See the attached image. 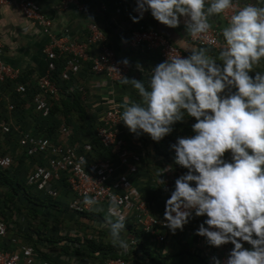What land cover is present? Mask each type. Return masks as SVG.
Returning <instances> with one entry per match:
<instances>
[{
  "label": "clouds",
  "instance_id": "1",
  "mask_svg": "<svg viewBox=\"0 0 264 264\" xmlns=\"http://www.w3.org/2000/svg\"><path fill=\"white\" fill-rule=\"evenodd\" d=\"M236 4L137 0L139 16L133 21L150 11L157 21L176 28L183 18L190 37L206 34L211 18L234 10L222 30L218 58L204 47H191L187 56L173 48L151 70L147 84L126 77L123 83H131L141 101L128 104L125 97L121 119L132 133H147L159 142L177 122L195 118L194 134L172 145L176 163L188 171L175 181L164 223L175 233L193 214L206 217L197 234L210 246L234 245L225 261L213 258L215 264H264V71L254 70L264 61V0ZM122 62L130 63L127 58ZM110 212L115 217L108 221L112 241L126 252L130 243L121 236L126 216L115 200Z\"/></svg>",
  "mask_w": 264,
  "mask_h": 264
},
{
  "label": "built area",
  "instance_id": "2",
  "mask_svg": "<svg viewBox=\"0 0 264 264\" xmlns=\"http://www.w3.org/2000/svg\"><path fill=\"white\" fill-rule=\"evenodd\" d=\"M14 2L0 0V7ZM18 5L26 19L47 35L49 43L44 48V54L53 62L41 77H25L21 69L5 62L4 45L0 39V133L5 137L0 140V170L12 175L22 173L20 179L27 187H36L37 192L52 197L54 201L61 193L67 194V217L77 219L78 216L87 220V225L90 220L93 222V233L88 239L97 238L100 220L108 223L109 219L115 218L110 212L115 200L118 211L126 216L125 235L130 233L127 225H132L134 231H139L143 237L153 236L158 243H165V232L170 229L164 223V215L151 212L142 191L131 178L138 172L139 157L132 149L138 142H134L137 140L132 139V132L125 129L127 126L121 119L123 107L108 97L107 102L101 98L98 106L102 107L96 108L95 102L99 99L93 103L92 91L80 85L77 91L82 103L91 107L90 119L93 121L95 118L98 125L88 130L87 134H78L64 114L52 112L54 105L67 97L56 79L58 69L59 78L71 81V78L79 77L85 65L91 64L94 75L103 76L109 83L116 84L128 77L131 65H125L118 59L108 44L105 32L96 23L88 24L89 33L84 41L69 40L67 36L54 33L52 19L41 11L35 1L21 0ZM71 5L79 11L86 8L80 0H63L62 9ZM233 10L222 15L226 24ZM190 40L196 47L213 49L218 53L223 46L222 31L213 26L206 34L190 37ZM129 45L133 50L156 51L162 61L168 58L173 48L175 54L187 56L154 29L132 31ZM56 59L63 60L62 68L57 65ZM9 82L11 87H7ZM93 138L98 139L102 149L94 146ZM101 151L109 152V156L98 157ZM86 197H92L95 202L86 203ZM14 219L19 224L0 217V240L4 243L0 245V264H55L46 256L48 246L38 249L36 239L33 237L35 240H30L26 236L27 231L35 229L31 222L37 220L32 221L27 216L21 219L16 216ZM200 224L196 226V231ZM75 235L79 236V233ZM70 237L67 231V253L73 255L76 249H82V244L75 241L77 238ZM128 242L130 248L126 252L122 250L119 257L103 260L85 257L89 264H139L129 257L135 250L142 252L143 241L132 237ZM233 247L231 243L217 247L220 252L218 258L225 261ZM69 260L72 261L73 257Z\"/></svg>",
  "mask_w": 264,
  "mask_h": 264
},
{
  "label": "crops",
  "instance_id": "3",
  "mask_svg": "<svg viewBox=\"0 0 264 264\" xmlns=\"http://www.w3.org/2000/svg\"><path fill=\"white\" fill-rule=\"evenodd\" d=\"M14 1L12 5L0 7V39L4 45V60L7 64L21 69L25 77H41L48 72L50 66L52 67L53 61L44 54V48L46 44L49 43V39L39 26L26 19L23 15L18 5V1L21 0ZM33 1L39 5L41 11L47 17L52 19L54 33L58 36H67L69 40L84 41L89 33L88 24L91 22L96 23L98 27L105 32L108 38V44L111 49L114 50L118 59L123 61L127 58L130 61L131 71L127 78L143 80L145 84L148 83L151 70L162 62V60L160 59L159 53L156 51L139 48L133 50L129 45L132 31L138 29H154L162 33L172 44L179 47L187 55L189 53L186 51L195 46L186 32L183 18L181 19L180 25L176 28H171L157 21L151 15L150 11L144 13L142 19L133 21L132 16H139V13L135 11L137 0H80L85 4L86 8L84 11H79L72 5L67 9H62L63 0ZM237 2H239V0H237ZM211 24L221 31L226 26L222 16L211 18ZM181 40H183L182 43L177 44V42ZM208 52L214 57H219V53L216 51H210L208 49ZM263 63L264 61H261L255 66L254 70L264 68ZM86 68H88V66H86ZM252 74L255 75L254 72ZM59 80L61 81L60 85L65 88L64 82H62L64 80L61 78H59ZM65 84L67 85L69 95L77 94V87L80 85L89 87V91H92V94H94L92 102L94 103L99 99L95 102L96 108L102 107V105L98 106V102H100L101 98H104V101L107 102L108 97H110L118 102L123 109L125 106V97L128 98V104L141 101L138 90H136L131 83H109L105 77L97 76L87 71H82L75 82L65 81ZM92 102L91 104L93 105ZM189 122V117H186L182 121V123L185 124ZM190 123L193 124L195 122L192 121ZM121 129L124 131V127ZM125 129L129 128L125 127ZM190 131L191 134L187 133V135H183V132L180 133L179 129H176L173 137L175 141H177L178 137L194 134L193 129ZM132 135H134L132 139L137 140L134 142H138L137 146H132L133 151L136 153L140 142L137 134L132 133ZM168 137L170 138L171 136H167L166 138ZM169 151H171V157L172 155H176L175 150ZM226 158H230V153L226 154ZM145 168L138 174L140 176L135 175L131 177L134 184H136L139 189H143L144 185L149 183L144 180L149 175L148 171L144 170ZM165 170H170V167H166ZM187 171L188 170L185 168V173ZM174 179V181H176L178 178ZM154 186L160 188L159 185ZM173 187L175 189V184ZM166 201L167 200H163V204L166 203ZM58 203L60 208L54 210V212L61 210H63V212L65 210L67 211V203H69L67 194L61 193L58 198ZM160 204H162V202ZM165 210L166 204L161 207V213L158 214V216L164 215ZM63 212L61 217H58L60 221L56 217H52V222L50 218L46 225V229L48 230L41 235L50 237V239L47 237L39 239L38 235L34 233L35 231L39 232L45 226H42L38 220V225H36L35 229L32 231L33 234H36L34 235L36 245L38 249H43V247L48 246L49 251L46 256L53 260L55 264H89L90 262L87 261L85 256H74L67 253V231L68 235L71 236L70 238H77L75 241L80 242L83 246V240L88 239L91 233H93L91 224L93 222L90 220V224L87 225V220L80 219L78 216L76 217L77 219L71 216L67 217V212ZM19 214H14L13 218L15 215L20 217ZM43 215L44 214H40L38 217L42 218ZM205 219L206 217H199L194 214L193 218L186 224L183 230H177L175 233L171 230L166 231L165 235L167 236V241L163 244L158 243L153 236L143 237L139 231L127 233L126 240L133 237L143 241L142 247L144 253L142 251V254H139L140 258L133 253L131 255L132 259L134 258L133 260L140 261V264H215L213 258H218V255H220L219 248L210 246L206 242V238L198 235L196 231V226L204 222ZM56 221L59 222L58 227H56ZM100 222L101 224L98 225L99 227L96 226L100 229V233H97V237L106 234L108 236V241H111L112 237L110 235L108 223H106L107 221L104 223L100 220ZM76 232L79 233V236L75 235ZM95 232H98V230H95ZM122 234L125 233L122 232ZM1 244H4L2 240H0V245ZM245 247H251V245L245 243ZM80 250L83 251L84 249ZM72 257L73 260L70 261L69 259Z\"/></svg>",
  "mask_w": 264,
  "mask_h": 264
},
{
  "label": "trees",
  "instance_id": "4",
  "mask_svg": "<svg viewBox=\"0 0 264 264\" xmlns=\"http://www.w3.org/2000/svg\"><path fill=\"white\" fill-rule=\"evenodd\" d=\"M209 50L214 51L213 49ZM56 60L57 65L61 66L62 68L63 60ZM86 66H88V68H86ZM91 69V64H87L84 66L83 71L92 73ZM259 71H264V68L259 69ZM59 74L60 71L58 69L56 79L58 80L60 85L61 81L58 78ZM75 80L76 79L71 78V81L69 82H75ZM62 82H64L65 88H63L62 85L60 86L63 88L65 93H67V97L62 99L60 103H56L53 107L52 112L57 114H64V116L67 117L68 122L77 129L78 134H87L88 130L98 125V121L95 118L93 121L92 119H90L91 107L82 103L83 101L81 100V95L79 93L69 95L65 81ZM11 85V82L7 83V87H11ZM192 121L195 122V119L190 118V122ZM190 122L186 124L182 123V121L177 122L173 126L172 133L167 135L171 137L166 138L167 136H165L159 142L154 141L151 136L147 133L137 135L139 138L140 145L139 148H137V153H135L136 156L139 157L138 172L136 175L140 176L138 174H140V171L146 167L144 170L148 171L149 175L144 180L148 181L149 183L145 184L143 189L140 188V190L142 191L147 203L149 204L151 212L155 215L161 213V207L166 204H163V200H167L170 197L172 191L174 190V178H179L181 175L185 174V168L176 163V155H172L171 157V151L169 150L174 151L172 145L177 142L173 137L176 129H179L180 133L183 132V135H187V133L191 134L190 130L192 129V123ZM4 138V135L0 133V140H4ZM92 141L94 142L93 144L96 148H98L99 150L102 149V146L100 145L98 139L93 138ZM101 153L102 154H99L98 157L104 155L106 157L109 156V152L101 151ZM166 167H170V170L166 171ZM20 174L21 175H12L10 174V172L0 170V217H4L8 221H13L16 224H19V221H15L14 219L17 215H15L14 218L13 216L14 214L20 213V219L27 216L32 221L37 220L35 223L31 222V225L33 224V226L38 225L39 220L42 226L45 225L43 228L44 230L41 229L39 232L36 233L39 239H42L41 235L48 230L46 229V225L50 218L52 222V217H56L58 219L59 216L61 217L63 210L54 212V210L60 208L58 200L54 201L52 197H48L42 193L37 192L36 187H27L24 182H22V179H20L22 178V173ZM161 180H163L164 183H162ZM154 185H159L160 188H156ZM34 190L35 192H33ZM161 202L162 204H160ZM65 212L67 211L65 210L63 213ZM40 214H44L42 216V218H44L43 220L42 218L38 217ZM56 223V227H58L59 222L56 221ZM127 228L130 233L134 231L132 225H127ZM27 232L28 233L26 234V236L30 240H33V237L36 234H33L32 229ZM121 236L124 239H126L127 237L125 234H121ZM83 243L84 246H82V249L84 250L82 251L80 249H76L73 254L74 256H93L98 260H103L111 257H119L120 252H122V249L116 244H114L112 240L108 241V236L106 234L104 236H98L96 239H84ZM141 251H143L142 248ZM133 253L138 258H140L139 254H142L137 252V250L133 251ZM129 258L132 257L130 256ZM137 263L140 264V261H137Z\"/></svg>",
  "mask_w": 264,
  "mask_h": 264
},
{
  "label": "rangeland",
  "instance_id": "5",
  "mask_svg": "<svg viewBox=\"0 0 264 264\" xmlns=\"http://www.w3.org/2000/svg\"><path fill=\"white\" fill-rule=\"evenodd\" d=\"M1 191V190H0Z\"/></svg>",
  "mask_w": 264,
  "mask_h": 264
}]
</instances>
